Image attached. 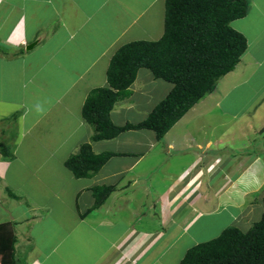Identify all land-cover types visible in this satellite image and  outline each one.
Returning <instances> with one entry per match:
<instances>
[{
    "label": "crops",
    "instance_id": "1",
    "mask_svg": "<svg viewBox=\"0 0 264 264\" xmlns=\"http://www.w3.org/2000/svg\"><path fill=\"white\" fill-rule=\"evenodd\" d=\"M247 2V16L231 23L248 43L239 68L230 73L244 68L243 86L225 76L162 139L151 130H130L92 142L93 128L82 115L87 97L109 87L107 72L121 47L164 36L166 0H0V143L7 148L3 153L0 144V226L13 225L16 264H181L190 246L181 250L180 243L193 228L203 230L212 221L222 233L234 227L246 234L261 221L264 127L259 119L249 128L242 124L247 134L233 141L176 134L193 111L204 116L205 109L220 105L211 96L227 100L243 88L236 95L243 101L254 90L247 86L256 88L264 79V0ZM156 21L159 28L151 35ZM133 31L146 39L127 41ZM31 44L36 45L28 51ZM66 46L83 59L81 65H66L56 81L49 68H65L58 56ZM173 88L141 69L130 95L112 110V122L119 127L143 122ZM232 104L233 97L229 108ZM84 144L95 154L114 156L98 173L78 179L65 164ZM186 145L233 150L227 154L228 170H219L217 153L165 163L163 156ZM205 184L206 197L200 190ZM210 197L216 206L207 207L204 200L212 203Z\"/></svg>",
    "mask_w": 264,
    "mask_h": 264
},
{
    "label": "trees",
    "instance_id": "2",
    "mask_svg": "<svg viewBox=\"0 0 264 264\" xmlns=\"http://www.w3.org/2000/svg\"><path fill=\"white\" fill-rule=\"evenodd\" d=\"M248 9L247 0H166L164 36L159 41H138L121 47L107 72L109 87L93 90L86 99L82 115L93 128L92 142L112 140L130 130H151L158 139L164 138L195 105L215 91L222 78L236 70L248 43L231 23L246 17ZM141 69L174 88L143 122L116 126L111 112L130 95ZM113 156L95 154L91 144H84L65 165L76 178H88ZM110 193L107 190L105 197ZM97 200L99 206L102 200ZM2 240V263L16 264L15 238L10 244ZM181 264H264V213L248 233L228 228L218 238L189 249Z\"/></svg>",
    "mask_w": 264,
    "mask_h": 264
},
{
    "label": "rangeland",
    "instance_id": "3",
    "mask_svg": "<svg viewBox=\"0 0 264 264\" xmlns=\"http://www.w3.org/2000/svg\"><path fill=\"white\" fill-rule=\"evenodd\" d=\"M148 20H149L148 18L144 19V21H143L144 27H142L143 29L147 28ZM158 28H159V22L156 21L152 24V27L150 28L149 33L155 34L157 32ZM134 34H137V35H134ZM146 37H147V34L135 33L133 31V32L129 33V35L126 37V40L131 41L129 39L133 40V39H137V38H139V39L145 38L146 39ZM47 42L48 41L46 40L45 43H47ZM53 50L55 52H57L59 50V48L56 47ZM54 51H51V53H53ZM73 54H74L73 51H71V49L68 46H66L63 55L58 56V58H60V62L64 63L65 68H62L59 70L57 69V72H56V69H54V67H50L48 74H52L55 71L56 81H58L60 75H62L63 73H66V71H67L66 65H75V66L81 65V62H79V61L82 60L83 57H81L79 55L75 56ZM243 56H242V58H243ZM242 58H241V60H242ZM238 68H236L235 71H237ZM237 75L236 74H228L226 79L228 81L231 80V82L234 81V84L236 82H238V84H241L240 86H243L244 83H242V82L246 78L247 71L244 68L240 69V70H238ZM260 79H261V82L255 83L256 88L253 85L254 83L250 84L251 87L247 86L249 88H253L254 90L250 89L248 94H247L246 99H244L243 101H242V99H239L238 96H236L238 93H241V94L243 93V88L242 89L239 88L238 91L233 93V96H229V99H227V100H223L222 96H220L219 94L218 95L220 97H218L216 95L211 96V98L213 99L211 102H213V103L219 102L220 105L218 107L216 105H214L213 110L212 109H209V110L205 109L206 115H204V116L199 115V113L196 110L193 111L187 117V119H186L187 121L184 123V125L182 127H180V126L178 127V128L186 127L183 130L178 129V131L176 132L178 138L183 139L182 137L186 134L187 136H190V137H195V138L198 137L199 139H203L204 141H206V137L207 138L212 137L214 139H220L221 141L226 142L227 138H229L231 141H233L234 139L243 138L244 135L247 134L248 130L244 129L242 127V124H244L245 126L248 125V128H249L250 123L254 119H259L258 125H260V127H264V81H263L264 79H262V78H260ZM253 82H254V80H253ZM230 86L231 85H229V87ZM257 86H258V88H257ZM255 91H257L258 93L253 95L255 93ZM252 95H253V97H251ZM232 97L234 98V104H232V108H229L230 106H228V100H230ZM201 110H202V108H201ZM234 116H235V118H234ZM201 120H203L202 126H201V128L203 130L197 131V128L199 127L198 123ZM262 134H264V133H262ZM191 139L192 138H189L188 141H191ZM262 141H264V135L262 137ZM1 145H2L1 148L4 151L5 150L7 151V148L3 144H1ZM222 146L223 145H221L218 148L215 147L212 150L204 149L202 151H198L195 149L194 145H186L183 148H179V151L173 153V156H170V154H169V156H166V157L163 156V159H164V161L166 160L165 163L167 161H168L167 163H171V160H170L171 158H175V160H178L180 158L178 161H179V163H181V161L183 160L182 157L186 158V156H187V158H186L187 161H191V160L195 159L196 156L201 157L202 155H206L208 153L209 154L217 153V156H219L221 158V160L219 161L220 162L219 170L222 172V170L224 169V171L226 172L228 170V160L230 159L227 154L234 152V151L233 150L231 151L230 149H224V148H222ZM259 149H260V147H259ZM261 151L262 152H259V153L264 154L263 153L264 151L263 150H261ZM163 165H164V163H162V166ZM171 165L174 167H177L174 164V162H172ZM183 165H185V164H181L180 166L178 165L177 168H181V166H183ZM233 170L235 171L236 168H234ZM205 174L207 175V178L205 177L204 180L206 182H208L209 181L208 180L209 174H207L206 172H205ZM156 175H157V173H156ZM158 175H159V173H158ZM219 186H220V183H219ZM212 187L213 186L211 185V188ZM206 188H207V186L205 184L200 189L202 192V196H204V197H206V195H207V192L205 190ZM213 194H215V193H209L210 196H212ZM198 200H200V199H198V198L194 199V201H198ZM209 201H212L211 197L209 198ZM204 202H205V204L210 203L207 205V207H210L211 204H214L215 206L217 204V200L215 198L212 201V203L208 202L207 199L204 200ZM198 205H200V202H198ZM201 208L205 209L203 206ZM12 226L13 225H11V226H6V225L0 226V238H2V236H4L3 238H4V240H6L5 244H8V242L10 244V242L12 241V238H13L12 236L14 234L13 233L14 230L11 228ZM221 233H222V230L220 228V225L213 223L212 221H210L208 226L204 227L203 230H199L198 228L197 229L193 228L190 232V236L186 237V238H188L187 241H182L180 243V244H183L181 250H184L185 248H187L189 246L191 249L194 246H196V245H194L195 243H197V245H199V244H203V243L212 241V240L216 239L217 237H219ZM72 238H73V240H72L73 243L75 241H78V239L76 237H72ZM0 245H2L1 241H0ZM73 245H75V244H73ZM192 245H194V246H192Z\"/></svg>",
    "mask_w": 264,
    "mask_h": 264
},
{
    "label": "water",
    "instance_id": "4",
    "mask_svg": "<svg viewBox=\"0 0 264 264\" xmlns=\"http://www.w3.org/2000/svg\"><path fill=\"white\" fill-rule=\"evenodd\" d=\"M36 44H31L30 46L27 47V50L30 51L35 47Z\"/></svg>",
    "mask_w": 264,
    "mask_h": 264
}]
</instances>
